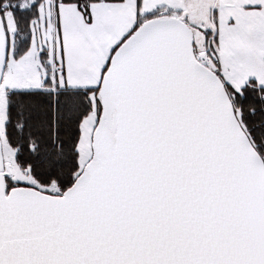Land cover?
<instances>
[{
    "label": "snow or ice",
    "instance_id": "1",
    "mask_svg": "<svg viewBox=\"0 0 264 264\" xmlns=\"http://www.w3.org/2000/svg\"><path fill=\"white\" fill-rule=\"evenodd\" d=\"M0 264H264V0H0Z\"/></svg>",
    "mask_w": 264,
    "mask_h": 264
}]
</instances>
